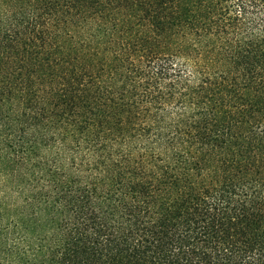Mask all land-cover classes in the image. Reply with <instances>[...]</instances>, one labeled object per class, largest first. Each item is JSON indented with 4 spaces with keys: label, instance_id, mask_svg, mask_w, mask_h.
I'll use <instances>...</instances> for the list:
<instances>
[{
    "label": "trees",
    "instance_id": "1",
    "mask_svg": "<svg viewBox=\"0 0 264 264\" xmlns=\"http://www.w3.org/2000/svg\"><path fill=\"white\" fill-rule=\"evenodd\" d=\"M0 264H264V0H0Z\"/></svg>",
    "mask_w": 264,
    "mask_h": 264
}]
</instances>
